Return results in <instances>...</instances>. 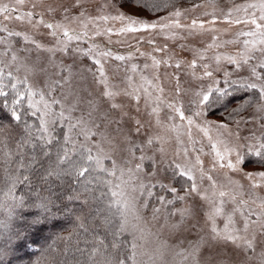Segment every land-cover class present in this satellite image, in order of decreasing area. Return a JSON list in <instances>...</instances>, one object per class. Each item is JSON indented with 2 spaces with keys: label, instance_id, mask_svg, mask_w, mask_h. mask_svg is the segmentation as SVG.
<instances>
[{
  "label": "snow or ice",
  "instance_id": "obj_1",
  "mask_svg": "<svg viewBox=\"0 0 264 264\" xmlns=\"http://www.w3.org/2000/svg\"><path fill=\"white\" fill-rule=\"evenodd\" d=\"M28 2L32 10L21 11ZM113 6L106 3L101 6V11ZM37 7H42L44 11H34ZM128 7L132 11L93 17L87 15L86 0H70L68 4L12 0L11 3L0 4V15L3 16L0 33L7 34L0 36V264H14L21 248L27 249L37 242L33 239L37 233L59 222L58 214L73 211L68 209L66 200L81 201L82 205H88L89 200L98 205L104 203L109 213L103 217L102 224L109 228L112 240L109 243L106 239L94 237L90 250L78 249L81 256H87L85 264H160L165 254L162 249L173 253L174 264H251L254 260L256 264H264V197L257 195L258 190L264 191V0L236 5L224 14L229 24L248 27L247 31L238 33L239 37L245 39L239 41L242 47L238 48L235 55L216 54L207 57L205 53L208 50L219 47L216 37L202 50L181 46L193 53L192 60L186 63V67L192 70L193 78L210 81L206 89L196 91L189 101L196 108L191 115L185 114L180 102L182 90L179 83L175 96L170 99L164 96V89L156 83L159 80V66L162 63L169 64L171 57L169 60H158L154 55L151 56L152 64L146 63L144 69L153 70L152 79L144 76L143 70L132 64L125 69V86L117 90L115 85L110 84L104 65L109 59L129 61L132 55L100 50L95 44H90L87 49L80 47L81 43L92 40L89 25H95L98 20L121 22L118 30L105 28L104 34L108 35L114 31L118 35L135 34L158 28L187 29L190 33L197 26L204 29V22L198 25L197 20L182 24L180 9L170 12L169 18L175 19L164 24L159 21L147 22L138 15L145 11H159V0H122L119 8ZM58 12L62 16L61 20L55 19ZM241 12L243 16L232 18L233 13ZM45 15L51 16L52 20H45ZM12 20L21 23L26 21L36 31L41 27L47 29V35L54 43L45 47L34 35L10 30L4 22ZM215 21L214 17L208 23ZM73 24H78L81 30L77 31ZM100 34L97 30L93 35ZM175 35L173 33V37ZM11 38H19L15 43L20 46L16 47ZM226 43L235 44L237 41ZM33 50L49 53L48 67L57 69L56 79L49 74L48 67L37 66L39 60L31 62L28 55H21ZM167 51V46L154 48V52ZM57 53L73 57L87 56L92 60L96 69L94 72L91 69L87 71L92 72L97 86L103 85L98 98L85 99L79 91H66V86L70 85L74 76L73 65L57 63ZM140 55L144 56L145 53L141 52ZM223 62L234 68L231 71L225 69ZM175 67L180 69L181 62L176 61ZM241 70H246L247 76L233 79L234 73L238 74ZM84 71L81 69V73ZM219 72H223V86L221 79L216 76ZM137 73H140L139 81ZM39 75L45 77L42 82L37 78ZM176 79L179 80L178 76ZM238 91L251 92L253 98L245 99L228 113V119L240 117L235 121L237 131L234 139L231 143L219 138L213 141L209 134L210 126L228 130V125L214 124L212 121H205L201 125L195 118L204 115L205 109L213 105L226 107ZM88 96L92 94L88 93ZM118 96L126 97L127 105L117 103ZM141 101L147 115L155 118L157 127L176 133L178 147L171 159L166 158L163 145L167 141L164 136L147 135L145 122L138 118ZM102 103L108 105L104 111H101ZM126 107L128 110H125ZM252 107L257 115L248 119L243 113ZM163 109L168 110L167 120L171 124L160 119ZM177 117L187 125L183 132L180 129L184 125L175 122ZM31 118H35V122L30 123ZM252 123L257 124L258 128L249 129L248 135H241L240 126ZM111 124L117 125L116 131L123 135L126 145L123 149L114 143V138L106 131ZM122 124L130 125L126 134L120 127ZM193 128L208 139L211 149L208 154H214L212 166L207 170L201 159L203 148L196 150L194 147L200 141L194 139ZM17 130L19 132L14 136ZM229 134L232 135L231 132ZM142 135L147 138L139 142L133 139V136ZM182 135L187 136L188 145L181 139ZM12 143L14 148L10 147ZM158 144L160 147H157ZM189 147L196 152L194 158L189 154ZM149 150L153 151V155L147 154ZM117 151L126 155L118 160ZM156 152L161 154L160 161L156 159ZM145 160L152 162L151 172L145 173ZM106 162H110V166ZM159 163L167 164L173 178L185 179L183 195L170 183L165 184L157 179L161 170ZM249 163L258 165L259 170L245 171ZM217 168L241 174L248 181L247 191L231 178L226 183L214 179L211 172ZM205 179L209 181L207 187H204ZM157 186L173 194L172 199L163 195L157 197L161 207L166 208L176 201H186L195 195L204 201L207 208L203 210L202 217L200 210L193 206L175 209L167 214L162 227H167L172 234H179V239L175 245L162 241L153 255L139 242L143 239L139 227L143 219L141 211L149 206L148 199H143L142 203L139 201L145 192L148 197H152V189ZM68 189L71 191L65 195ZM161 207L152 208L153 220L158 219ZM103 211L98 207L96 216H101ZM177 213L179 221L169 223L168 216ZM90 215L91 208L88 214H84L82 206L81 214L75 217L77 229L89 232ZM113 217L118 218L115 224ZM126 232L133 239L129 242L130 247L125 249L120 238ZM137 232H141V235L137 236ZM53 252L54 249L49 245L30 264H56Z\"/></svg>",
  "mask_w": 264,
  "mask_h": 264
},
{
  "label": "rangeland",
  "instance_id": "obj_2",
  "mask_svg": "<svg viewBox=\"0 0 264 264\" xmlns=\"http://www.w3.org/2000/svg\"><path fill=\"white\" fill-rule=\"evenodd\" d=\"M12 0H0V4L3 3H11ZM70 0H44V3H54V4H68ZM247 2H251V0H239V1H203L197 4H187V5H178L170 10H166L157 15H149L144 12L139 13L138 15L144 17L147 22L151 21H159V23H169L170 19H175L174 17L169 18V13L175 11L176 9H180L182 12V16L180 18L182 24H191L192 20H197L198 25L200 22H204V29H200L197 26L195 29L191 30V33L187 29H175V28H165L155 29L147 32L141 33H127V34H116L114 31L112 34H104L105 28H112L114 30H118L121 27L120 21L109 20L107 22L98 20L95 25H89V35L93 36L92 40L86 41L80 44L81 48L87 49L90 44L97 45L100 50H111L114 54L128 56L132 55V59L129 61H116L114 59H109L108 62L104 65L106 74L109 78V82L112 85H115L117 90L122 89L125 86V69L130 68L132 64H136L138 69L143 70V75L149 79L153 77V70L151 68L144 69V65L147 63L148 65L152 64L151 56H155L158 60H169V64H161L158 69L159 80L156 82L159 87L164 89V96L167 98H171L175 96V89L177 87V83L182 90L180 96V102L184 107V111L186 115H191L195 110V106L190 104L189 101L193 98V94L196 91H199L201 88L206 89L210 81L208 79H195L192 76V70L186 67V63L191 61L193 58V53L191 51L185 50L181 46H186L189 49H204L205 46L209 43H212V38L216 37V43L219 47L215 49L208 50L205 55L207 57H212L216 54L223 55H235L238 48L242 47L239 41L245 39V37H239L238 33L241 31H247L248 27L243 24H229L224 19V14L228 12L229 9L234 8L236 5H241ZM115 5L113 7H106L101 11V6L105 4ZM120 0H86V4L88 5L87 15L96 17L100 15H116L118 11L130 12L132 11L131 7L128 8H119ZM198 6V7H197ZM31 9V3L28 2L24 5L21 11H27ZM36 12L44 11L42 7H37L34 9ZM236 16H243V12L241 13H233V19ZM216 18L215 23H208V21ZM167 18V19H166ZM45 20H52L51 16L45 15ZM56 20H61L62 16L58 12ZM0 21H3V16L0 15ZM10 30L23 31L30 35H34L35 38L43 44L45 47L51 46L54 41L53 39L47 35V29L40 28L39 31L32 29L31 25H29L26 21L21 23L16 20H12L10 22L5 21ZM77 31H80V26L78 24L72 25ZM99 30L101 32L100 35H93L94 32ZM173 33H176L175 37H173ZM7 35L6 33H0V36ZM183 37V38H181ZM13 39L14 45L19 47L20 44H16V40L19 38H11ZM111 40V43H109ZM151 40L152 43L149 44L148 41ZM237 41L235 44L226 43L227 41ZM22 43V42H21ZM75 46V45H74ZM167 46L168 51L165 52H154V48H164ZM137 48L139 51H137ZM145 53L144 56H141L140 53ZM21 55H28L31 62H36L39 60L38 67H48V59L49 53L44 51H36L33 50L31 53H21ZM55 60L57 63L63 62L65 65H73V73L71 83L69 86H66V91L71 89L73 91H79L80 95L88 98H98L100 93L103 91V85L97 86L92 77V72L95 71L96 65L93 64L92 60L87 56H64L61 53H57L55 56ZM176 61L181 62V68L177 69L175 67ZM210 62V61H206ZM213 66L214 63H213ZM223 67L229 71H231L234 66L228 65L226 62H223ZM81 69L85 71L81 73ZM87 69H91L92 72L87 71ZM56 68L48 67V72L52 76L53 79H56L55 72ZM23 74V73H21ZM131 74V73H129ZM139 74L137 73V80L139 81ZM67 75V73H64ZM178 76L179 80L177 81L176 77ZM216 76L221 79V86H223V72L216 73ZM238 76H247L246 70H241L238 74L233 75V79H236ZM41 82L45 79L43 75H39L37 77ZM88 93H91L92 96L89 97ZM59 94V93H57ZM117 103H123L127 105L128 101L126 97L118 96L116 97ZM108 107L107 103L101 104V111L106 110ZM125 110H128L127 107ZM135 114V113H133ZM169 112L167 109H163L160 114V119L166 123L171 124V121L167 120ZM255 115V108L251 109L249 112L244 114V116L248 119H252ZM142 121L145 122V130L147 135H163L165 140L167 141L163 146L166 149V158L171 159L176 150H177V142H176V133L165 131L160 127L156 126L155 118L149 117L144 110L143 101H141V113L139 117ZM240 117L231 120L230 122L220 120L219 118H211L206 114L201 117L195 118L197 123L204 125L205 121H212L214 124L225 123L228 125V130L225 129H217L214 125L210 126V135L215 141L217 138L222 139L226 142L231 143L234 139L235 133L237 131V126L235 121ZM177 124H183L184 126L180 129L181 132L184 131V128L187 127L185 122H181L179 118H176L175 121ZM130 125L122 124L120 127L123 130V133H127V129ZM241 135H248L249 129L258 128V125L255 123L248 125H241ZM117 125L111 124L107 127L106 131L110 135V137L114 138V143L119 146L120 149H123L126 145L123 142V135L116 131ZM102 130L103 125H102ZM232 133L230 135L229 133ZM192 135L194 139L200 141L194 147L196 150H199L201 147L203 148L204 154L201 156L203 161V167L205 170L211 168L213 155H209L210 152V144L206 137L203 136V133L199 132L198 129L193 128ZM147 136L142 135L140 137L133 136V139L139 142L142 139H146ZM181 139L184 140L185 145H188V140L186 135H182ZM157 147H160L158 144ZM183 147V146H181ZM148 155H153V151L149 150ZM189 154L191 156L196 155V152H193L192 147H189ZM122 155H126L122 151H117L116 158L119 160ZM157 161L161 160V154L159 152L155 153ZM137 156H139V152H137ZM110 166V162H106ZM145 173L152 171V162L149 160L144 161ZM158 167L161 169L158 173L157 179H161L165 184L173 185V182L168 177L167 173L171 170L168 169L166 163H159ZM259 170L257 168H245V171H254ZM227 174V175H226ZM211 175L220 183H226L228 178H231L234 181L239 182L243 185L244 190L248 189V181L243 179L241 174H236L229 172L227 169H219L217 168L215 171L211 172ZM147 182V181H146ZM209 181L207 179L204 180V187H207ZM175 187V186H174ZM153 196L148 197L147 192L144 193L140 203L143 202V199H148L149 206L147 209H143L141 211V215L143 219L139 222V227L142 229L143 239L139 242L144 244L146 251L149 254H155L157 249L160 246L162 241H167L170 245H175L179 239V234L170 233L167 227H162L165 225V216L175 209H180L184 207L193 206L195 209L200 210V216H203V210H206L207 205L204 201L200 200L198 196L193 195L189 197L186 201H176L173 205H168L166 208L161 207L158 196L163 195L167 199H172V193L167 192L166 190L161 189L159 186L152 189ZM180 195L184 194L183 189L178 191ZM257 195L264 197V191L258 190ZM153 207H161V211L158 214V219L153 220L152 218V208ZM179 213L175 216H168V222L174 223L179 221ZM201 224L203 223V219H201ZM137 236L141 235V232L136 233ZM259 250V249H258ZM164 257L160 264H174L173 261V253L168 250H164ZM226 257L228 254H225ZM147 259V256L145 257ZM251 264H256V261H252Z\"/></svg>",
  "mask_w": 264,
  "mask_h": 264
},
{
  "label": "trees",
  "instance_id": "obj_3",
  "mask_svg": "<svg viewBox=\"0 0 264 264\" xmlns=\"http://www.w3.org/2000/svg\"><path fill=\"white\" fill-rule=\"evenodd\" d=\"M203 1L239 0H159L161 6L159 11H145L144 13L149 15H157L178 5L197 4ZM120 2H122V0H120ZM165 4H167V7H164ZM250 98H253V94L251 92L238 91L226 107L224 105H213L205 109V114L211 118H219L220 120L230 122L231 120H234L239 116H233L232 119H228V113L231 112L233 108L243 103L245 99ZM0 100H2V98H0ZM253 108L254 107L246 109L243 115ZM29 122H35V118H31ZM18 132L19 130L14 132L13 135H17ZM10 147L14 148V143L10 144ZM44 163L46 166L47 161H45ZM246 167L259 169V166L253 163H249ZM0 175H2V170H0ZM167 175L178 191L184 189V187L186 186L184 178H173L172 171L168 172ZM70 191L71 189H68L65 192V195H67ZM65 203H67L68 209H72L73 211H66L63 215L58 214L57 219L59 222L54 227H46L41 232L37 233L33 237V239L37 242L35 244H31L27 249L21 248L16 254L17 259L14 261V264H30V261L37 259V257H40L41 252L45 249H48L49 245H51L54 249L52 255L55 256L56 264H85L87 256H81L78 249L90 250L94 244V237L106 239V241L109 243L111 242L112 237L109 234V228L102 224L103 217L109 215L104 203H99L98 205L97 202L92 200H89L88 205H82L81 201L66 200ZM82 206L84 214H88L89 208H91V215L88 217L89 232L87 233L77 229L76 227L75 217L77 214H81ZM98 207L100 209H104L101 216H96V210ZM92 217H96V219L93 220ZM112 219L113 224H115L118 218L113 217ZM64 237H68V239H63ZM120 239L123 242L124 248L126 249L130 247L129 242L133 239V237L130 233L126 232Z\"/></svg>",
  "mask_w": 264,
  "mask_h": 264
}]
</instances>
